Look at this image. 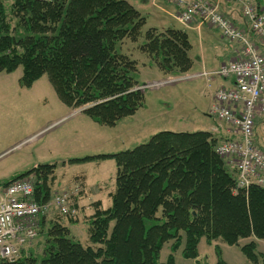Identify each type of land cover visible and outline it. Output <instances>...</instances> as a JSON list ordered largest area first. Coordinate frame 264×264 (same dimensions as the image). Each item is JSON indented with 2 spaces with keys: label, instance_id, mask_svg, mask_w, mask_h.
I'll return each instance as SVG.
<instances>
[{
  "label": "trees",
  "instance_id": "1",
  "mask_svg": "<svg viewBox=\"0 0 264 264\" xmlns=\"http://www.w3.org/2000/svg\"><path fill=\"white\" fill-rule=\"evenodd\" d=\"M0 0V74L23 68L22 87L47 75L58 98L95 123L115 127L145 107V93L134 79L136 60L119 53L125 40L136 43L146 19L127 0ZM12 20H15L14 26ZM141 52L166 73L192 67L188 35L176 29H149ZM219 136L211 131L152 135L134 149L62 162V166L113 160L116 188L112 206L89 219L84 247L68 227L53 223L43 257L0 264H175L197 260L198 246L222 241L239 246L251 264H264L256 240H264V188L236 190L235 178L216 153ZM57 164H42L0 181V188L35 173V198L51 201L50 181ZM40 224L44 227L45 217ZM171 254L160 263L163 246ZM217 262L228 264L215 246Z\"/></svg>",
  "mask_w": 264,
  "mask_h": 264
},
{
  "label": "rangeland",
  "instance_id": "2",
  "mask_svg": "<svg viewBox=\"0 0 264 264\" xmlns=\"http://www.w3.org/2000/svg\"><path fill=\"white\" fill-rule=\"evenodd\" d=\"M128 1L134 3V0ZM12 2V0H6L8 11ZM164 2L173 5L167 1ZM14 24L15 20H12V25L14 26ZM153 25L154 19H150L143 27L141 36L136 43L127 40L125 51L122 50V45L118 46L119 53L128 55L132 60L137 61L138 72L135 73L134 79L140 86L149 83L159 84L186 75V73L180 72L161 73L156 62L151 61L150 57L141 52L145 33ZM176 26L179 27V24ZM191 37L192 42L195 43L194 50L198 53L200 48L198 34L192 32ZM149 62L152 64H148ZM22 76V67L11 74H0V181L9 180L38 165L57 164L58 168L54 179L50 181L52 198L62 191H67L75 196V192L78 193L79 187H81L82 183L79 182L81 179H86L91 185L95 181L106 178L105 174L109 173L107 172L109 167L103 168L101 162L62 166L64 161L134 149L138 145L147 143L152 135L162 131L212 132V129H215L214 131L218 129L221 133L218 135V141L221 142L226 138L222 135L226 126L223 124L221 126L215 117L209 115L208 101L203 93L202 96L199 95V91L207 89L204 82L199 81L202 79L160 84L162 86L159 85L155 88L146 87L144 90L145 107L140 109L135 116L124 119L117 126L107 127L95 123L83 114L81 112L83 108H73L71 114L66 116L72 108L67 107L58 98L47 75H43L30 87L20 85ZM195 86H198V90L194 88ZM62 110L65 113H62ZM79 113L83 115L77 116ZM63 116L66 117L55 122ZM80 133L87 138L85 137L81 142L74 141V144H69V140L67 147L59 155H55L48 146L51 138H55L57 135L77 136ZM258 144L264 150V121L258 126ZM109 161L116 170L115 162ZM226 168L231 174L229 167ZM29 176L35 178V173H31L26 178ZM84 184L85 182L82 185ZM102 185L110 186L107 182L98 186ZM114 186L116 187L115 179ZM74 204L76 205L75 201ZM84 215L88 216L78 209L76 218H68L52 210L45 217L44 227L39 225L37 239L21 252L15 262L22 257L30 256L40 261L45 248L46 232L53 223L57 222L72 225L71 237L82 243L84 247L92 246L89 240L88 220L90 218L83 217ZM245 240L248 241L245 242L247 244L252 239ZM212 246L220 247L222 257L228 264H242V261L246 260L238 246L232 247L220 240L209 244L205 238H202L200 252L198 246L200 257L197 260L185 259L182 256L181 248L173 253L175 264H215L217 255ZM258 252L264 253V240L259 242ZM171 253V243L165 244L160 253V263H165ZM248 264L251 263L248 261Z\"/></svg>",
  "mask_w": 264,
  "mask_h": 264
},
{
  "label": "built area",
  "instance_id": "3",
  "mask_svg": "<svg viewBox=\"0 0 264 264\" xmlns=\"http://www.w3.org/2000/svg\"><path fill=\"white\" fill-rule=\"evenodd\" d=\"M52 2L54 0H37ZM179 8L184 25L199 22L217 29L222 38L241 45V54L219 67L215 75L232 79L229 88L217 90L209 113L226 126V138L216 146L217 155L235 178L236 190L264 188V150L257 141V121L264 119V6L246 3L242 15L248 29L238 27L212 0H164ZM236 1V0H229ZM206 72L186 74L161 83L166 85L207 77ZM160 85V86H162ZM219 133L217 129L215 131ZM35 178L23 177L0 188V260L14 262L21 252L39 236L40 220L52 210L68 218L78 216L74 194L62 191L50 202L35 198Z\"/></svg>",
  "mask_w": 264,
  "mask_h": 264
},
{
  "label": "crops",
  "instance_id": "4",
  "mask_svg": "<svg viewBox=\"0 0 264 264\" xmlns=\"http://www.w3.org/2000/svg\"><path fill=\"white\" fill-rule=\"evenodd\" d=\"M212 1L219 3L221 10L227 15V17L231 19L238 27L244 29H248V24L242 15L244 5L249 2L258 5L259 7L264 6V0H236V1L212 0ZM128 2L133 7H135L142 16L145 17L146 24L150 21V19H154V25L152 26L151 29H156L159 32H165L168 29H176L183 31L188 35L190 44L192 46L191 50L189 51V58L192 61V67L188 72H186V74H191V73L193 74L200 72H206L208 74L207 77L201 78L202 80H199V81H203L205 87L207 88L205 90L199 91L200 92L199 95L202 96L203 93L205 99L208 101L207 109L208 112L210 113L214 105V96L217 90L226 87L229 88L233 84L232 79H224L218 77L215 75V72H217V70L221 65L233 61L241 54V50H242L241 45L230 42L222 38L220 32L217 29H214L207 25H201L199 22H194L193 24L190 25L182 24L178 19L179 8L175 5H170L160 0H134V3L130 1ZM176 24H179V27H177ZM192 32L197 33L199 37L200 48L198 50V53L194 50L195 43H193L191 39ZM126 43L127 40H125L124 43L122 44V50H124V47L127 46ZM262 51L264 53V49H262ZM148 64H152V63L149 62ZM161 73L164 72L161 71ZM197 87L198 86H195L194 88L198 90ZM72 111L73 109H71L70 113L67 114L66 116L70 115ZM62 113L65 112L62 110ZM79 115H83V114L79 113L77 116ZM66 116L57 119L55 122L65 118ZM262 121H264V119L257 121V130H256L257 141H258V126L260 123H262ZM212 130L213 132H215L214 131L215 129ZM218 134L221 135L220 132L217 133V135ZM222 135L225 136L226 134L223 133ZM85 137L86 136H84L82 133L78 134L77 136L71 134L67 136L57 135L55 136V138H51V142H49L48 146L55 155H59V153L67 147L69 140H70L69 144H74V141L81 142L83 139H85ZM100 164L101 166H104L103 168H105L106 166L109 167V169L107 170V172H109L107 173L108 175L105 174L106 178L99 181H95L91 185L90 183L88 184L86 179H81V181L78 180L82 184L85 182V184L82 185L81 183H79L81 184L80 185L81 187L77 185L79 187V192L78 193L75 192L74 201L76 202L77 208L80 209L81 212L88 215V216L84 215L83 217L86 216L90 218L91 216H93L96 210V206H97L96 204H100L99 205L100 209L103 210H107L112 206L111 196L116 188L114 186V179L116 178L117 169L115 170L113 164L109 160L103 161ZM106 182L110 184V186L108 185L98 186L99 184H103ZM62 225L68 227L70 230L73 228L72 225H69L67 223ZM260 241L261 240H256L257 250ZM245 242L248 241L241 240L239 242V246H238L239 249L241 246L245 244ZM200 244H199V252H200ZM260 253L264 255V253L262 252ZM242 264H248L247 259L243 260Z\"/></svg>",
  "mask_w": 264,
  "mask_h": 264
}]
</instances>
